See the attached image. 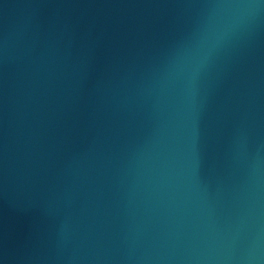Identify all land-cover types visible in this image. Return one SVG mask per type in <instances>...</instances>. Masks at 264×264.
<instances>
[{
  "label": "water",
  "instance_id": "water-1",
  "mask_svg": "<svg viewBox=\"0 0 264 264\" xmlns=\"http://www.w3.org/2000/svg\"><path fill=\"white\" fill-rule=\"evenodd\" d=\"M0 264H264V0H0Z\"/></svg>",
  "mask_w": 264,
  "mask_h": 264
}]
</instances>
